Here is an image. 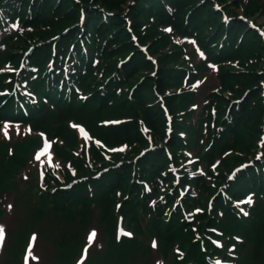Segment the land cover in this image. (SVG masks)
Wrapping results in <instances>:
<instances>
[{
	"label": "trees",
	"instance_id": "1",
	"mask_svg": "<svg viewBox=\"0 0 264 264\" xmlns=\"http://www.w3.org/2000/svg\"><path fill=\"white\" fill-rule=\"evenodd\" d=\"M129 1L93 0L91 2L90 0H81L82 11L86 15L85 44L90 53L96 52L98 54L100 63L97 69L101 71V79L93 75L95 73L88 65L86 76L80 77V84L81 88L92 93V97L84 104L75 103L74 106L67 104L61 94L53 86H47L39 76L33 86L44 93L49 102L53 104L56 110V126L52 131L45 125L50 113L45 111L39 117L31 119L33 127L41 129L53 137L67 139L69 134H72L67 131V120L73 118L74 120L85 121L92 117L93 122L88 128L91 132H95L98 138L103 140L106 145L112 146L128 142L129 149L131 143L141 142L138 125L139 118L150 128L153 137L162 133L161 110L159 108L152 109L147 105L156 100L154 96L155 90L163 94V90L169 87L171 82L179 81L183 72L178 68L184 66V63L181 60L176 64V60L180 59V50L175 47L170 52L173 55L169 58H158L159 69L155 79L150 77L153 79L151 80L141 74L142 68L152 66L144 60L141 52L133 47L132 42L127 41L130 35L127 30L125 31L126 27L123 28L124 17L126 16L131 18L138 27H144V35H139V33L137 35L140 43L143 44L144 40L151 39L152 36L156 35V31L159 28L170 24L176 35L193 36L205 50L208 59L218 65L217 81L219 90L216 93H212L211 104H214L216 108V125L224 126L225 131L214 134V146L208 154H205V157L211 160L215 155L220 157L221 154L226 152L242 154L244 152L242 146H248L249 140L251 141L255 135L256 118L249 111L261 112L259 89L253 87L258 86L254 82L259 80L260 76L256 74L255 69L264 66V44L256 32L248 28L247 23L237 19L238 15L234 9L241 8L243 14L247 17L261 15L260 13L264 12V0H232V2L225 5V10L232 17V21L228 24L221 22L220 13L215 12L213 9V1H220L224 4L229 0H133V4H129ZM230 4H232L233 9H230ZM25 5L26 0L23 2V8ZM81 5L75 4L72 0L30 1L27 3V7L31 12V22L29 23L34 28V31H31L28 37L31 39H46L62 31L65 26L70 25V22L67 23V18H72L74 21L77 20ZM123 5H127V8H118ZM166 5L171 7V11L166 8ZM47 7H52V11L51 17L45 21L43 16ZM101 10L111 12L113 15L105 17ZM71 39L68 35L63 36L60 46L66 48ZM148 50L154 55L151 49ZM75 51L79 53L78 42L75 45ZM129 52L132 55L130 62L126 63L125 56H129ZM43 53L45 52L41 49H35L29 57L30 61L40 65ZM112 55L114 56L112 57ZM118 59H122L125 62L120 70L117 69ZM114 72L116 74L112 76ZM78 75H80L79 72ZM86 77L91 80L90 84H86V81H84ZM151 84L152 92L150 89ZM91 85L93 88L90 87ZM101 86L104 87V91H99L98 88ZM127 86L130 89L135 87L131 101L127 99L128 95L125 92V87ZM115 87H120V90L116 91ZM247 88L250 89L247 99L240 106L233 107L231 121L224 120L225 110L229 106L230 99L240 97ZM225 92L229 94L227 97L223 96ZM250 100L255 101V107L251 106ZM12 102V98L4 102L0 98V117L13 114ZM165 102L170 109L173 108L175 112H178L182 111L180 104L186 107L191 101L187 97L169 96L165 97ZM115 107L118 108V111L114 110ZM108 113L115 114L118 119H128V121L108 128L97 125L98 122H101V119L106 118ZM16 114L22 116L20 112ZM176 124L177 127L181 126L180 123ZM201 126V123L197 124L196 131L198 136L195 138L196 144L198 138L203 137L200 130ZM227 127H230L232 131L227 130ZM188 128L192 129V126L188 125ZM207 128L210 130L209 124H207ZM230 133L233 135L232 139L227 137V134ZM242 142L244 144L238 146ZM72 145L69 157H71V149H74V144ZM199 148L202 150L203 146H199ZM91 152L93 158L99 156V152L93 148H91ZM228 153L220 160L222 169L217 175L220 176L218 180L222 181L221 183L225 181L224 175L226 174L224 173H227L233 166L245 160V154L240 156L231 154L228 156ZM156 157L157 153L153 154L152 160L155 161ZM121 158L116 157L113 161L124 162L128 160V157ZM76 161H83V159H76ZM107 165L109 164H104V166ZM86 167L87 165L76 166L78 173L80 171L86 173V170H84ZM132 171L133 166L128 165V163H124L119 169L112 168L108 173L102 175L99 181L93 182L91 197L87 193L88 189L84 187L86 183L79 184L78 186L83 187L76 186L73 192L65 195L70 203L65 205L67 207L75 206L76 208L79 206L81 208L80 214L85 218V223L89 214H84V211L87 210L90 213V210L102 208L99 223L103 227L107 244L101 257L93 259L95 264L98 262L107 264L112 257L122 259L130 254L132 255L133 252L145 251V247L141 243V237L144 232H154L157 235L159 251L163 254L171 252L176 243L183 249V241L187 240L193 250L198 253L197 257L198 255L201 257L200 244H191L194 233L190 226L180 222V210L164 213L160 207H156L152 211L147 207L146 198L140 199L136 197L134 200L122 201L121 212L125 215V220L136 234V238L122 240L120 244L115 242L116 218L114 202L117 198L114 191L120 189L122 193L133 192L135 189L134 184L130 185L129 182ZM65 176H68V174H65ZM107 178H110V180L105 181ZM89 182H91V179ZM98 182L102 183L99 187L97 186ZM199 183L198 180L194 181L196 186ZM257 188L264 190L263 177L261 174H255L251 169H248L236 176L235 182L228 185L227 192L234 196L240 192L244 193L250 189ZM208 189L209 192L214 191L211 186H208ZM170 203L171 200L168 201V205ZM213 205L214 209L210 215L205 212L206 205L203 206L204 213L200 214L196 219L198 232H201L205 225H216V222H219L218 210H220L223 214L222 222L225 221L224 226L227 231L237 232L245 229L247 237L252 239L253 253L250 264H264V206L258 203L253 211L252 223L246 224L242 220L235 219L234 222V215L231 213V203L227 199L217 195ZM57 208H63V211L66 209L59 207V203L55 204L54 209ZM72 235L68 239L75 237V234ZM199 262L200 264H205L203 258H199Z\"/></svg>",
	"mask_w": 264,
	"mask_h": 264
},
{
	"label": "rangeland",
	"instance_id": "2",
	"mask_svg": "<svg viewBox=\"0 0 264 264\" xmlns=\"http://www.w3.org/2000/svg\"><path fill=\"white\" fill-rule=\"evenodd\" d=\"M126 6H119L118 8H125ZM258 13V11H256ZM260 13V12H259ZM260 14H264L260 13ZM254 17H256V20L258 22L259 25H261L264 28V17L263 16H257V15H253ZM129 23L130 28L132 30V32L134 33V35H144L143 31L145 29H143L144 27H138L137 24H134L133 20L131 18H129L128 21L123 22V28L126 27V24ZM128 29L125 28V31ZM127 41H130V36L127 39ZM144 45H148V49H151L154 52V56L156 58H161V57H167L169 58L170 56L173 55V53H170L174 48V43L172 42V40L166 35L165 33V29L163 27L159 28L156 31V35L152 36L151 39L149 40H144ZM157 47V50H156ZM114 55H112L113 57ZM181 61V59H177L176 60V64L179 63ZM168 62V60H167ZM152 66V65H151ZM262 68V69H261ZM256 70V74L260 75V78L262 77V73L264 70V66L258 67L255 69ZM262 70V71H261ZM261 71V72H260ZM153 67H148V68H142L141 69V74H144L147 78L151 79L150 77L154 78L157 76L156 74H153ZM153 80V79H151ZM259 82L258 80H256L254 82L255 85H257ZM171 84L169 87H167L168 89H170L171 91H176L174 94H172V96H177V97H186L187 93L185 92L184 88H179L178 85H174ZM172 87V88H170ZM125 89H130L128 86L125 87ZM151 92H152V84L150 86ZM126 90V94L127 99L130 97L129 95V91ZM155 96V94H154ZM170 96V97H172ZM123 106V104H122ZM150 107L153 108H158L159 104L154 101L152 103H150ZM115 111H118V108L115 107L114 109ZM107 120H115V114L112 113H108L106 118ZM177 119H181V115H177L176 116V120ZM84 122L87 126H90L93 122V118L91 117V119L82 121ZM83 129V128H82ZM84 130V129H83ZM15 130L11 131V134L9 135V138H2L0 139V190L8 187V188H13L14 187V194H20L21 196H19L20 198L23 197V195L28 194L27 198L30 200L33 198L32 195H30V193L27 191L28 188H32L29 187V184L26 180V176L29 177L30 175V170L33 169V166L35 165V155L36 157L39 156H44L43 152H38L37 151V136L36 135H30V136H21L24 134L21 133H17L14 134ZM263 128H259L258 124H256V128H255V137L257 139L260 138L261 133L263 132ZM140 136H141V142L139 141V143H131L130 145V149L126 152V153H122V154H116L115 151H113L112 146H101L100 149L105 152L110 159H115L116 157H126L129 154L132 153H138L139 150L141 148H145L147 146H150L149 142H147L146 139V134L139 132ZM96 137H95V136ZM70 141L69 144L67 142H60L56 147H53V151H52V160H53V167L55 168V170H60L58 167H62L64 163L66 162H70V158H69V152H70V147H72V143L74 140L73 134L70 135ZM89 138L90 141V146L89 148H93L95 150V146H96V142L98 140V135H96L95 132L92 131L91 134H87V139ZM103 141V140H102ZM104 142V141H103ZM170 143L173 146V149H179V150H183L185 148L184 145V141L183 139H181V137L177 136L176 134H174V136L172 138H170ZM154 144V143H153ZM244 144V142H242L240 145L238 146H242ZM127 146H129V143L127 144ZM73 149H71L72 151ZM98 151V150H95ZM37 152V153H36ZM99 152V156H96L93 158L94 159H98L97 162L93 163L92 165L95 167V169H98L100 167H103L105 163H108L109 160H105V158L103 157V155ZM77 152L75 151V155ZM235 155V156H240L243 155L241 153H234V152H229V155ZM75 155H73L72 157V164L73 166H83L86 162L83 161H75ZM85 155V153H84ZM152 155L153 154H149L151 161H144L142 164V167L140 168L139 173L137 172H131V177L129 178V182L130 185L134 184L135 189L133 190L132 193L128 192V195H130V199L129 200H134L136 199V197H138L140 195L139 191L142 190V187H144L141 183V179L147 180L149 181L150 179H152L151 177V172L146 173L145 170H147L148 166L151 168V166L159 161H162L163 156L159 157L156 159V161L152 160ZM80 160V158H79ZM102 162V164H98ZM50 165V162H48ZM149 168V169H150ZM105 170H100L97 172H84L82 171L79 175L74 176V177H81L84 176L86 174V177L91 179V182L86 181V189H88L89 192H87L89 194V196L91 197L92 192H91V188H92V184L94 181H99L102 177V173ZM215 171H220L219 169L215 170ZM101 175V177L99 179H97L99 176ZM104 175V173H103ZM136 176V178H135ZM211 180L212 181H216L218 182V178L220 176H217L214 174V171L212 174H210ZM31 178L33 179V182L35 181V179L37 178L36 172L34 170L31 171ZM97 179V180H96ZM110 180V178L105 179V181ZM69 181V179H68ZM84 184V183H81ZM102 183L98 182L97 186L99 187ZM79 184H76V186H78ZM45 186H56V183L54 182H50L49 180H46ZM78 187H83V186H78ZM43 188V187H42ZM137 188L139 190H137ZM63 190H57L56 192H54L53 194H49L50 192H46L45 194V198L50 199L51 202H57L59 203V207H64L66 208L63 211V208H57V209H49V208H42L40 205H35L34 208L39 210L40 216L39 217H35L34 213H35V209H33V206L31 208V219L32 222L35 224L34 226H32V228H27L24 231V235H29L32 231L37 232L38 237L37 239L34 240L33 246L31 247V252H27V256H28V263L27 264H72V262L75 259L76 253H77V249H72L71 251L65 250V248H67L68 245L67 242L69 241L68 238L72 237L73 233L78 234V239L80 241V239L82 237H90V235L95 232V239H94V245L96 244L97 249L104 247V244L107 243V238L106 235H103L102 232V228L100 226V224L97 223V219L101 216L102 213V208H98L97 210H90V213H88V211H84V214H89L88 215V219H86V223H88V229H87V233L85 231H83L80 227L79 224L85 223V218L82 216V214H80L81 208L80 207H75V206H70L67 207L65 204H70L67 201V198L65 197V195H68L69 192H62ZM116 191H114V194H116ZM126 195L125 193H120V194H116V198L117 200L114 202V213H115V218L117 220V218L122 215L125 221V225H127L128 227L129 224L127 223V221L125 220V215L121 212V207L122 205H120L119 207H117V204L122 201V199L124 198V196ZM55 199V201H54ZM58 199V200H57ZM142 199V198H141ZM2 200V198H1ZM251 201H255V202H263L260 198H252L250 199ZM127 201V200H125ZM20 202H23L25 204H27V201H23L20 200ZM147 202V201H146ZM19 203H15L14 205V211L10 210V211H6L5 213L0 212V224L5 225L8 229L9 232L12 233L15 236H18L19 233L24 229V226L29 224V221L25 218L26 216V208L27 205L24 206V209L22 206L18 205ZM32 205V204H31ZM147 207H148V202H147ZM19 210V211H18ZM79 215V216H77ZM33 233V235H36V233ZM146 235L147 233L144 232L143 236L141 238V242L145 243V239H146ZM152 236V234H149V241L147 242V244H151L152 240H150V237ZM193 239H194V235H193ZM247 242H248V248L250 249L251 247V241L250 238H247ZM1 243V242H0ZM198 243L196 241L193 242ZM192 243V244H193ZM62 244V246L60 245ZM37 247V248H36ZM36 248V256H38L40 258V260H37L34 258L33 256V252ZM63 249V252H68L67 253V257H62L58 252L56 253L57 249ZM94 248V247H93ZM175 249H181L179 247V244L176 243L174 246ZM27 249L24 250L27 251ZM245 252V251H244ZM243 252V254H244ZM16 253V249H13L12 251L9 252V254L6 256V258L0 259V264H12L10 262V259L15 255ZM56 253V254H55ZM157 253V251L154 249L152 250L151 254H155ZM183 255L181 254H176L174 255V258L177 259L176 263L174 264H200L199 262V258H203L205 261L206 256L204 254L201 255V257H197V254L193 248L191 247L189 241L184 240L183 241ZM55 255L60 256V258L56 261L53 262ZM136 255V253H135ZM133 255L132 257H124L122 259H115L114 257H112L107 264H141V260L142 258H146L147 256L150 255V253L148 252L146 255L141 256V255H137L135 256ZM212 257V256H210ZM141 259V260H139ZM9 260V261H8ZM246 261V260H245ZM244 261V262H245ZM241 262V260H239V263ZM243 262V263H244ZM153 262H148L146 264H152ZM169 264H171L170 261H168ZM23 264V263H22ZM97 264H101L100 262H98ZM206 264V261H205ZM250 264V262H249Z\"/></svg>",
	"mask_w": 264,
	"mask_h": 264
},
{
	"label": "snow or ice",
	"instance_id": "3",
	"mask_svg": "<svg viewBox=\"0 0 264 264\" xmlns=\"http://www.w3.org/2000/svg\"><path fill=\"white\" fill-rule=\"evenodd\" d=\"M169 31H170V30H169ZM7 129H8V125L5 124V131H4V134H5V137H6V138H8V132H7ZM36 159H40V156L38 155V156L36 157ZM95 235H96L95 232H93V233L90 235V237H89V242L92 241V239L95 237ZM33 239H34V237H33ZM2 241H3V229L0 228V242H2ZM154 246H155V245H154Z\"/></svg>",
	"mask_w": 264,
	"mask_h": 264
}]
</instances>
